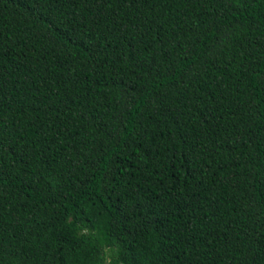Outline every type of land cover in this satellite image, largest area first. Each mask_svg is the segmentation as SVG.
I'll use <instances>...</instances> for the list:
<instances>
[{
    "label": "trees",
    "instance_id": "1",
    "mask_svg": "<svg viewBox=\"0 0 264 264\" xmlns=\"http://www.w3.org/2000/svg\"><path fill=\"white\" fill-rule=\"evenodd\" d=\"M0 264H264V0H0Z\"/></svg>",
    "mask_w": 264,
    "mask_h": 264
}]
</instances>
